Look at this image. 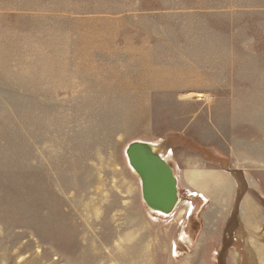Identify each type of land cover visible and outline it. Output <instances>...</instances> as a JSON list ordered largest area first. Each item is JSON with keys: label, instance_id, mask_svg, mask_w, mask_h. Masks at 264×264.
Returning <instances> with one entry per match:
<instances>
[{"label": "rangeland", "instance_id": "obj_1", "mask_svg": "<svg viewBox=\"0 0 264 264\" xmlns=\"http://www.w3.org/2000/svg\"><path fill=\"white\" fill-rule=\"evenodd\" d=\"M0 264H264V0H0Z\"/></svg>", "mask_w": 264, "mask_h": 264}, {"label": "water", "instance_id": "obj_2", "mask_svg": "<svg viewBox=\"0 0 264 264\" xmlns=\"http://www.w3.org/2000/svg\"><path fill=\"white\" fill-rule=\"evenodd\" d=\"M154 145L132 142L126 147L125 156L129 167L139 178L141 198L146 207L169 215L178 202L177 180L173 169Z\"/></svg>", "mask_w": 264, "mask_h": 264}, {"label": "bare ground", "instance_id": "obj_3", "mask_svg": "<svg viewBox=\"0 0 264 264\" xmlns=\"http://www.w3.org/2000/svg\"><path fill=\"white\" fill-rule=\"evenodd\" d=\"M155 147H156V149H157V151L159 150V146H158V144L156 145H154ZM163 156V158L165 159V161H167L168 162V156L167 155H162ZM169 164V163H168ZM170 165V164H169ZM170 167H171V165H170ZM172 168V167H171ZM173 169V168H172ZM132 172H134L133 170H132ZM174 172V171H173ZM135 173V172H134ZM137 176V175H136ZM174 176H175V178H176V180H177V195H178V202H177V204H176V208H175V210L177 209V207H178V205H179V202L181 201V199H180V195H181V192H180V189H179V185H178V178H177V176L174 174ZM138 177V176H137ZM139 179V178H138ZM181 203V202H180ZM175 210H174V212H175ZM155 215H153V216H155V217H157V218H161V219H168V218H170L173 214H169V215H167V214H164V213H160V212H155V211H152ZM173 212V213H174Z\"/></svg>", "mask_w": 264, "mask_h": 264}, {"label": "crops", "instance_id": "obj_4", "mask_svg": "<svg viewBox=\"0 0 264 264\" xmlns=\"http://www.w3.org/2000/svg\"><path fill=\"white\" fill-rule=\"evenodd\" d=\"M202 95L201 94H198L197 96H196V98L198 99V100H201L202 99ZM246 203L247 204H250V200L249 201H246Z\"/></svg>", "mask_w": 264, "mask_h": 264}]
</instances>
